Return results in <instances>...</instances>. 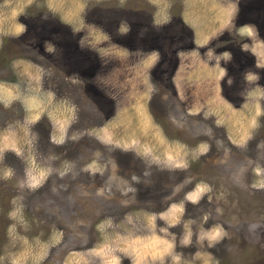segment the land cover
<instances>
[{
	"label": "rangeland",
	"instance_id": "obj_1",
	"mask_svg": "<svg viewBox=\"0 0 264 264\" xmlns=\"http://www.w3.org/2000/svg\"><path fill=\"white\" fill-rule=\"evenodd\" d=\"M258 2L0 0V264H264Z\"/></svg>",
	"mask_w": 264,
	"mask_h": 264
},
{
	"label": "flooded vegetation",
	"instance_id": "obj_2",
	"mask_svg": "<svg viewBox=\"0 0 264 264\" xmlns=\"http://www.w3.org/2000/svg\"><path fill=\"white\" fill-rule=\"evenodd\" d=\"M256 1V4H257V7L258 6H260V8H261V4L258 2V0H255ZM263 11H264V6H263ZM248 17H250L249 16V14H246ZM239 15H237L236 16V18L238 17ZM258 20V19H257ZM232 21V20H231ZM232 25H233V31H237L238 29H241L242 27L243 28H246V27H249L250 29H252V27H254L255 28V30L256 31H254L253 29H252V31L255 33V35H249L248 36V38H249V41H251L252 40V38H256L257 40L258 39H260V40H262V39H264V37L262 36L263 35V31H264V29L263 28H261L259 31H258V24H255V23H251V22H244V21H238V19L235 21H232ZM225 33H224V35H222V40H220V42H219V45L220 44H223V43H227V44H229V40H231L232 41V38H233V36L232 35H227V34H232V32L230 33V32H228L227 30H225L224 31ZM227 33V34H226ZM179 35V37L178 38H176V40L174 41V42H172V41H169L168 40V48L167 49H165V52L163 51L162 52V56L164 55V59H166L167 58V54H168V56H170V55H174L175 54V51H176V48L178 47V43H180L182 40H184L183 39V36H181V33H178ZM192 37V36H191ZM259 37V38H258ZM235 39H237V37H234ZM226 39V40H225ZM234 39V40H235ZM193 40V39H192ZM192 40H190L189 39V41H191L192 42ZM193 43V42H192ZM205 47L207 46V43H204L203 44ZM176 58V57H175ZM167 78V77H166ZM164 84L165 83H167L168 81L166 80V79H164ZM177 107H179V108H181V106H177ZM48 140L50 141V138H49V136H48ZM77 186H81V185H79V184H76V187ZM66 195H67V197L66 196H64L65 198H78V199H80V200H82V201H86L85 199H84V197L83 196H80V195H78V194H81V193H83L84 194V196L86 197V198H89L90 197V194L88 193L87 194V192H84V191H81V193H80V191L79 190H75V192L73 193L71 190H67L66 191ZM85 215L87 216V219L88 220H92L93 218L92 217H90L88 214H87V212H86V214L84 213V215L80 218V222L81 223H79V226L82 224V225H87L85 222H82V220H87L86 218H84L85 217ZM77 229H81V232L79 231V230H77ZM76 229V232H73V231H71V234H69L68 236H67V238H63V241H61V242H58V244H56V245H54L53 246V248L54 247H58V250L59 251H61V252H69L70 250H72L74 247H75V245H77V243H79L80 241H82L83 240V238L81 237V235L83 234L84 236H85V234L83 233L85 230H87V229H82V228H77ZM76 235L79 237L78 239L77 238H75L76 237ZM74 239V240H73ZM72 240V242H71V244H69V245H67L66 243H68L69 241H71ZM80 246H81V244H79ZM84 244L82 243V246H83ZM65 257H66V255L64 256V258H63V260L65 259ZM63 260L62 261H57V262H55V263H53V264H63Z\"/></svg>",
	"mask_w": 264,
	"mask_h": 264
}]
</instances>
